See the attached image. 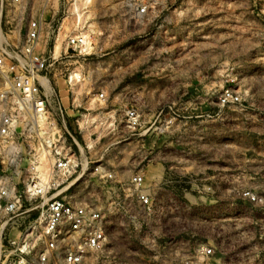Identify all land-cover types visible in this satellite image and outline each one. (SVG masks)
<instances>
[{"label": "rangeland", "instance_id": "rangeland-1", "mask_svg": "<svg viewBox=\"0 0 264 264\" xmlns=\"http://www.w3.org/2000/svg\"><path fill=\"white\" fill-rule=\"evenodd\" d=\"M141 5L148 6L144 16L137 15ZM76 6L85 13L80 27ZM19 9L8 6L4 30L16 27L24 36L30 22L41 23L39 51L60 57L48 77L69 126L88 155L115 174L112 182L88 177L72 194L115 219L114 252L89 264H264V204L226 198L244 189L264 198V0H23ZM74 32L91 37L84 55L67 47ZM73 73L82 79L75 88ZM227 89L241 103L222 104ZM127 110L140 115L136 130L127 128ZM184 110L221 113L217 131L210 130L215 123L206 112L194 119L203 121L204 130L195 134L205 146L186 158L183 148L168 145L183 136L173 131V113L183 121ZM109 113L110 121L104 119ZM215 139L223 142L211 147ZM136 173L152 197L163 189L172 205L168 217L146 216L129 197L127 184ZM201 190L222 192L219 204L211 196L201 210H190L186 194ZM27 216L8 226L17 243L32 221L24 224ZM201 247L213 248L214 255L203 259Z\"/></svg>", "mask_w": 264, "mask_h": 264}, {"label": "built area", "instance_id": "built-area-1", "mask_svg": "<svg viewBox=\"0 0 264 264\" xmlns=\"http://www.w3.org/2000/svg\"><path fill=\"white\" fill-rule=\"evenodd\" d=\"M22 2L0 0V264H89L99 254L114 252L115 219L101 206L77 200L72 194L88 177L112 182L115 174L100 159L88 155L87 146L69 126L68 111L48 77L60 57L39 51L41 23L30 22L24 36L16 27L4 30L8 6L19 9ZM17 11L20 14L22 8ZM147 13V5L137 7V15ZM16 34L19 40L12 36ZM66 44L83 54L81 35H68ZM100 98L104 101V94ZM220 101L238 104L242 99L227 89ZM125 121L131 130L141 125L137 110H127ZM126 190L146 216H169L172 205L165 200L163 189L152 197L142 174H133ZM233 194L252 205L264 204V198L252 190ZM25 215L23 219L32 216V221L23 232L22 243H17L7 233L8 226ZM214 253L210 247L199 250L203 259Z\"/></svg>", "mask_w": 264, "mask_h": 264}, {"label": "crops", "instance_id": "crops-1", "mask_svg": "<svg viewBox=\"0 0 264 264\" xmlns=\"http://www.w3.org/2000/svg\"><path fill=\"white\" fill-rule=\"evenodd\" d=\"M202 112H206L204 114H205L206 117H210L211 118V123L212 124L215 123V124H213L210 127V130L213 131V129H214L213 126H215V130L217 131L218 120L220 119L219 116L221 114L220 111H218V110H201V113ZM201 113H199V114H198V112L197 113H194L193 110H184V112H183V115H184L183 116V121H181V120L178 121L177 118L179 117V115L177 113H175V112L173 113V114L177 115V117H174L173 118V120L177 121L175 123V125H174L173 131H175V132L182 131L183 132V136L182 137L179 136V137L175 138L174 141L173 142L170 141V143L168 145H172V143H173L175 147L183 148L182 151H183V154H184L183 156L185 158L187 157V155L191 156L192 148H200L202 146H205V141L200 140V138H197L196 137L197 136L196 135L197 133L195 134V132H198V131H200L202 129V127L200 128V125H202L203 121H201V122L200 121H197V122L194 121L195 118L205 117L203 115V113L202 114ZM111 115L112 114L109 113L107 115L108 117L107 118H104V119H107V120L110 121L111 120V118H110ZM161 115H162V112L159 113V117L158 118H160ZM124 119H125V117H124ZM114 122H115L114 124H116V119L115 118H114ZM80 124L81 123H78V125H80ZM73 126H75V124H73ZM202 130H204V129H202ZM221 141H222V139H220V141L218 139H215V140L209 142L210 143L209 145L211 147H214V146L215 147H218V145H221L222 144L223 141L222 142ZM155 143H156V140H153V145ZM215 152H216L215 155L217 156L218 155L217 154L218 150L216 149ZM160 153L161 152H159L157 154V156H160ZM195 156L196 157H199L201 159H204L205 158L204 160H207V161L217 160V157H215V158H207V156L205 157V155H203V154H200V155L197 154ZM160 183L161 182H159L157 184L158 187L164 185V183H161V184ZM228 192H226V196H227L226 198L229 199L231 197V201H233L234 200V194L232 192H229V193ZM213 193L212 194H208L204 190L199 191V193L196 194V195H194L192 193H187L186 194L187 196L189 195L191 199L193 198L196 201L194 203L190 199V203L188 204L189 205V209L190 210H194V211L201 210V207L203 205V203H202L203 200H209L211 198V196H212L213 200H215L214 202L216 204H219V201L221 199L219 195H221L222 192H219V194H218V190L217 191L215 190V192H213ZM224 195H225V193H224ZM197 201H200V203H198ZM193 205H198L200 207L198 208V207H195Z\"/></svg>", "mask_w": 264, "mask_h": 264}, {"label": "bare ground", "instance_id": "bare-ground-1", "mask_svg": "<svg viewBox=\"0 0 264 264\" xmlns=\"http://www.w3.org/2000/svg\"><path fill=\"white\" fill-rule=\"evenodd\" d=\"M88 2V1H87ZM89 3V2H88ZM75 13V12H74ZM85 14V13H84ZM78 6H76V15H77V27H80V26H83L85 24H83L85 21H84V15ZM75 15V16H76ZM85 20H86V17H85ZM93 26V25H92ZM91 27V26H90ZM85 28V27H84ZM90 29V28H89ZM82 31V30H81ZM81 37L84 39V43L85 45L81 48V52H88L89 50L92 49V45H91V37L89 34L87 33H82L81 34ZM56 49V48H55ZM55 49H54V54H55ZM60 50V49H59ZM57 50V51H59ZM71 80V85L73 86V88H75V83L78 82V83H81L82 82V79H81V75L79 73H73V75L70 77ZM94 120V119H93ZM90 148V147H89Z\"/></svg>", "mask_w": 264, "mask_h": 264}]
</instances>
